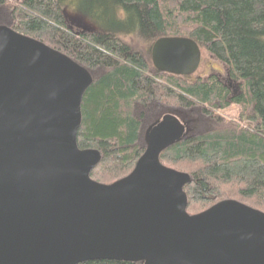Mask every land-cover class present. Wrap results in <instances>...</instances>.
Wrapping results in <instances>:
<instances>
[{
  "label": "water",
  "instance_id": "water-1",
  "mask_svg": "<svg viewBox=\"0 0 264 264\" xmlns=\"http://www.w3.org/2000/svg\"><path fill=\"white\" fill-rule=\"evenodd\" d=\"M150 61L189 77L201 51L160 38ZM91 82L67 57L0 27V264H264V213L233 200L186 213L188 175L159 162L182 136L172 115L150 129L126 177L90 179L100 155L78 149L76 134Z\"/></svg>",
  "mask_w": 264,
  "mask_h": 264
},
{
  "label": "trees",
  "instance_id": "trees-1",
  "mask_svg": "<svg viewBox=\"0 0 264 264\" xmlns=\"http://www.w3.org/2000/svg\"><path fill=\"white\" fill-rule=\"evenodd\" d=\"M70 17L86 31L67 24ZM0 27L90 75L76 145L100 155L91 180L110 185L126 177L150 129L169 114L182 136L159 162L188 175L186 213L227 200L264 213V0H0ZM166 37L193 40L226 79L155 71L150 49ZM230 107L233 117L224 114Z\"/></svg>",
  "mask_w": 264,
  "mask_h": 264
},
{
  "label": "rangeland",
  "instance_id": "rangeland-1",
  "mask_svg": "<svg viewBox=\"0 0 264 264\" xmlns=\"http://www.w3.org/2000/svg\"><path fill=\"white\" fill-rule=\"evenodd\" d=\"M67 24H69L71 27H73V29L77 30V31H82L85 32L86 30L82 29L80 26L78 27L76 24L71 23V17L69 18V20H67ZM86 29L89 30V28L87 27ZM210 74H215L218 75L220 77H222L223 79H226V71L225 68L219 64L218 62L208 58L205 55H201V62H200V66L196 72V74H194L193 76L189 77L190 79H195V78H206L208 77ZM227 117H233L236 115V109L234 107H230L229 109H227L224 113ZM175 170V169H172ZM176 171V170H175Z\"/></svg>",
  "mask_w": 264,
  "mask_h": 264
}]
</instances>
